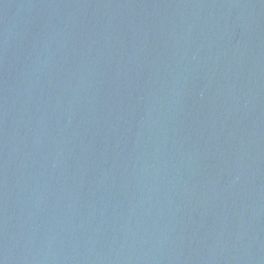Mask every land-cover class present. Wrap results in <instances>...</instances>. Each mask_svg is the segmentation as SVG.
Listing matches in <instances>:
<instances>
[{
	"label": "water",
	"instance_id": "obj_1",
	"mask_svg": "<svg viewBox=\"0 0 264 264\" xmlns=\"http://www.w3.org/2000/svg\"><path fill=\"white\" fill-rule=\"evenodd\" d=\"M0 264H264V0H0Z\"/></svg>",
	"mask_w": 264,
	"mask_h": 264
}]
</instances>
